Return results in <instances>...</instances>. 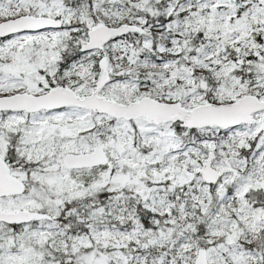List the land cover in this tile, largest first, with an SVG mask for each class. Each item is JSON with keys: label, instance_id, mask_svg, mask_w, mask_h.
Instances as JSON below:
<instances>
[{"label": "snow or ice", "instance_id": "1", "mask_svg": "<svg viewBox=\"0 0 264 264\" xmlns=\"http://www.w3.org/2000/svg\"><path fill=\"white\" fill-rule=\"evenodd\" d=\"M0 264H264V0H0Z\"/></svg>", "mask_w": 264, "mask_h": 264}]
</instances>
